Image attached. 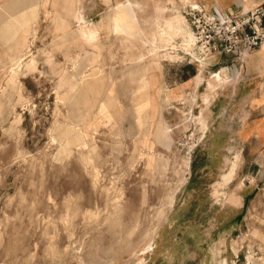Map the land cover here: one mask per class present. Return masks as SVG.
<instances>
[{"label":"rangeland","instance_id":"374dc122","mask_svg":"<svg viewBox=\"0 0 264 264\" xmlns=\"http://www.w3.org/2000/svg\"><path fill=\"white\" fill-rule=\"evenodd\" d=\"M37 1L19 54L0 44V264H264V173L234 178L208 158L228 135L205 136L200 104L215 73L244 71L161 39L178 17L191 30L194 0ZM82 20L99 27L93 43ZM183 65L194 88L174 91Z\"/></svg>","mask_w":264,"mask_h":264},{"label":"crops","instance_id":"0c3cea01","mask_svg":"<svg viewBox=\"0 0 264 264\" xmlns=\"http://www.w3.org/2000/svg\"><path fill=\"white\" fill-rule=\"evenodd\" d=\"M264 0H194L204 10L216 15L227 11L249 9ZM40 1L37 0H0V44L6 45L8 55H18L14 51L24 45L28 36V25L40 14ZM12 12V13H11ZM11 13V14H10ZM190 30L189 25L186 26ZM23 31V32H22ZM230 61L229 56H222ZM223 67V66H222ZM230 72L236 70L239 74L244 71L240 80L220 82L209 90L204 86L200 104L207 109V128L205 136L212 134L228 135L221 146L209 139L207 145L209 153L220 159V167H231L234 163V178L240 174V168L255 167L256 173H264V48L253 49L244 59L240 68L236 64L225 66ZM188 66L183 65L181 73L187 72L172 90L186 91L194 88L192 78L194 74L188 73ZM156 80L162 81L163 76L156 70ZM229 82V83H228ZM203 84L201 81L197 88ZM224 84V85H223ZM207 95V100L203 97ZM224 103H223V102ZM222 105L219 106V104ZM227 114V115H226ZM226 121L225 133L219 131V124ZM211 144V145H210ZM249 172H247V175ZM246 175L243 173L242 176Z\"/></svg>","mask_w":264,"mask_h":264},{"label":"built area","instance_id":"2783aa9c","mask_svg":"<svg viewBox=\"0 0 264 264\" xmlns=\"http://www.w3.org/2000/svg\"><path fill=\"white\" fill-rule=\"evenodd\" d=\"M185 13L195 38V47L192 52L183 50V54L196 62L223 55L231 58V64L241 67L253 49L264 45V1L249 9L220 15L192 4Z\"/></svg>","mask_w":264,"mask_h":264},{"label":"bare ground","instance_id":"6f19581e","mask_svg":"<svg viewBox=\"0 0 264 264\" xmlns=\"http://www.w3.org/2000/svg\"><path fill=\"white\" fill-rule=\"evenodd\" d=\"M149 3V0H146ZM184 2H193L192 0H182ZM118 12L120 14L121 17V22H115V29L116 32L119 33H124L126 35H131V31L133 30L134 27V23H133V18L135 17V15L133 14V12L122 2H118ZM153 8H154V13L157 16H160L162 14L163 8H164V4L159 2V1H153L152 2ZM246 9V8H245ZM81 18V17H79ZM137 20V18H136ZM187 24L180 19V17H178V19L176 21H172L169 20L167 21L165 27L162 29L161 31V39L169 42L170 40H173L177 34H181L185 40H184V47L187 50L189 49V52H191V49L195 43V38L193 36V33L191 30L187 29ZM99 29V27L97 26L96 28H94L93 30H89L88 28V24L83 22L82 20V34L84 36V38L90 42L93 43L95 40V33L97 32V30ZM187 47V48H186ZM261 48H264V45L261 46ZM202 64V63H201ZM199 66H202V65ZM200 69V68H199ZM201 72V70H200ZM200 72L196 75V81H198L200 79ZM222 79V73L218 72L215 73L212 78L208 81V87L209 89H212L215 85L219 84L221 82ZM87 82V81H84ZM89 84V82H88ZM76 90V89H75ZM205 98L207 97L204 96ZM85 160H87V157L85 158Z\"/></svg>","mask_w":264,"mask_h":264},{"label":"trees","instance_id":"16d2710c","mask_svg":"<svg viewBox=\"0 0 264 264\" xmlns=\"http://www.w3.org/2000/svg\"><path fill=\"white\" fill-rule=\"evenodd\" d=\"M188 64H190V63H188ZM192 74H194V72H192Z\"/></svg>","mask_w":264,"mask_h":264}]
</instances>
